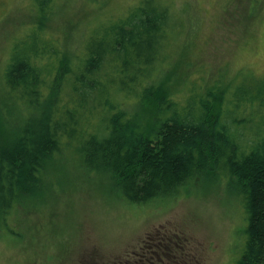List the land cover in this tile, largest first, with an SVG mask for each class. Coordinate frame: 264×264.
<instances>
[{
    "label": "trees",
    "instance_id": "trees-1",
    "mask_svg": "<svg viewBox=\"0 0 264 264\" xmlns=\"http://www.w3.org/2000/svg\"><path fill=\"white\" fill-rule=\"evenodd\" d=\"M30 1L35 21L14 41L3 72L6 95L24 114L10 141L0 140V218L34 197L69 149L128 204L222 180L246 222L234 264H264V76L192 82L178 96L177 79L161 78L167 5L140 1L92 28L71 57L45 25L56 0ZM254 114L260 121L250 136L244 123Z\"/></svg>",
    "mask_w": 264,
    "mask_h": 264
},
{
    "label": "rangeland",
    "instance_id": "rangeland-1",
    "mask_svg": "<svg viewBox=\"0 0 264 264\" xmlns=\"http://www.w3.org/2000/svg\"><path fill=\"white\" fill-rule=\"evenodd\" d=\"M140 1L56 0L45 25L72 57L92 28ZM157 1L172 15L161 78L177 79L178 96L192 82L230 86L264 76V0ZM33 11L30 0H0V140L10 141L21 124L17 113L24 114L7 97L3 72L14 41L35 21ZM253 117L244 123L250 136L260 121ZM259 129L264 133V125ZM245 226L241 205L222 180H198L169 200L128 204L66 149L47 184L0 218V264H234Z\"/></svg>",
    "mask_w": 264,
    "mask_h": 264
}]
</instances>
